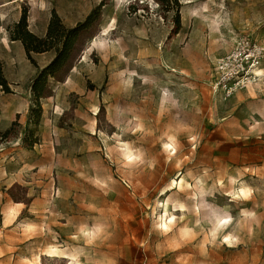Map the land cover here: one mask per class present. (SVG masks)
<instances>
[{"label": "rangeland", "instance_id": "1", "mask_svg": "<svg viewBox=\"0 0 264 264\" xmlns=\"http://www.w3.org/2000/svg\"><path fill=\"white\" fill-rule=\"evenodd\" d=\"M100 5L33 125L8 30ZM0 59V264H264V0H0Z\"/></svg>", "mask_w": 264, "mask_h": 264}, {"label": "trees", "instance_id": "2", "mask_svg": "<svg viewBox=\"0 0 264 264\" xmlns=\"http://www.w3.org/2000/svg\"><path fill=\"white\" fill-rule=\"evenodd\" d=\"M101 5L94 9L85 19L73 27L64 24L55 10H52L46 32L39 37L29 30L28 9L22 10L20 19L9 29L11 41L20 42L27 58L36 65L33 54L54 53L52 60L41 69L31 83V93L34 100V108L31 110V123L37 126L42 116L41 100L52 96L51 80L62 82L64 76L72 69L82 47V35L91 27L99 17ZM0 88L9 94L10 84L4 75V65L0 59ZM9 132H6L7 135Z\"/></svg>", "mask_w": 264, "mask_h": 264}, {"label": "built area", "instance_id": "3", "mask_svg": "<svg viewBox=\"0 0 264 264\" xmlns=\"http://www.w3.org/2000/svg\"><path fill=\"white\" fill-rule=\"evenodd\" d=\"M259 52L258 50L254 47L251 49V52L248 54V59H247V64L250 63V68L255 67L259 63ZM232 62L231 57L227 59V61H223L221 63H225L224 68H227V65H230ZM245 67L242 65L241 71H238L236 75L233 73L229 72V77L228 80L224 81L221 86L224 88V91H226L228 94H231L235 92L238 88H240L241 84L244 82V79L246 78L245 75H247L248 70H244ZM245 73V74H244Z\"/></svg>", "mask_w": 264, "mask_h": 264}, {"label": "bare ground", "instance_id": "4", "mask_svg": "<svg viewBox=\"0 0 264 264\" xmlns=\"http://www.w3.org/2000/svg\"><path fill=\"white\" fill-rule=\"evenodd\" d=\"M166 147V146H165ZM167 149H169V150H171V151H173L174 149H173V147H172V145H167ZM128 150V149H127ZM128 153V152H127ZM133 155V154H132ZM132 155L130 154V153H128V155L126 156L127 157V159H128V161L132 158ZM179 186L181 187V184H179ZM169 203V202H168ZM167 203V204H168ZM170 223H174V221H173V219L170 221ZM163 226L165 227V230H168L169 229V226L165 223V224H163ZM229 241H230V239H229Z\"/></svg>", "mask_w": 264, "mask_h": 264}, {"label": "crops", "instance_id": "5", "mask_svg": "<svg viewBox=\"0 0 264 264\" xmlns=\"http://www.w3.org/2000/svg\"><path fill=\"white\" fill-rule=\"evenodd\" d=\"M4 6H6V4Z\"/></svg>", "mask_w": 264, "mask_h": 264}]
</instances>
